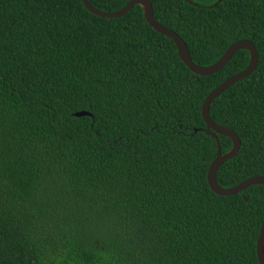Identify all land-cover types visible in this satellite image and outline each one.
Instances as JSON below:
<instances>
[{
  "label": "trees",
  "instance_id": "1",
  "mask_svg": "<svg viewBox=\"0 0 264 264\" xmlns=\"http://www.w3.org/2000/svg\"><path fill=\"white\" fill-rule=\"evenodd\" d=\"M88 1L112 13L130 0ZM151 4L196 65L238 41L257 49L209 115L241 142L219 186L264 176V0ZM248 63L241 50L193 74L137 5L103 19L81 0H0V264H259L264 186L210 190L217 148L201 116Z\"/></svg>",
  "mask_w": 264,
  "mask_h": 264
},
{
  "label": "water",
  "instance_id": "2",
  "mask_svg": "<svg viewBox=\"0 0 264 264\" xmlns=\"http://www.w3.org/2000/svg\"><path fill=\"white\" fill-rule=\"evenodd\" d=\"M221 1V0H219ZM85 9L99 18L103 19H118L123 17L127 12H129L134 6H140L143 11V16L148 25L158 34L173 41L179 58L188 68L190 72L195 75L208 77L224 68V66L230 61V59L241 50H245L249 53V63L248 66L241 72L233 75L232 77L225 80L221 85L215 88L204 100L202 105L201 116L206 125L205 134L211 137L216 142L217 154L215 160L211 163L208 174L207 182L210 190L221 197L234 196L241 193L242 191L252 187V186H264V176H255L249 178L240 184L231 188H222L217 182V172L218 169L228 160L234 158L241 147L240 139L237 134L230 129L221 127L217 125L210 118L209 109L211 103L216 99L221 93L229 89L231 86L236 84L241 79L249 77L257 68L259 55L258 51L249 41H238L229 46L221 58L214 64L201 67L196 65L191 60L188 48L184 41L172 30L160 25L153 17V9L151 0H130L123 8L116 12L106 13L94 8L88 0H81ZM76 118L91 116L88 112H77L74 114ZM218 136H223L229 138L232 142V148L227 153L223 154L221 152V145ZM244 200L246 198L244 197ZM256 256L259 264H264V218L260 228L259 236L256 243Z\"/></svg>",
  "mask_w": 264,
  "mask_h": 264
}]
</instances>
